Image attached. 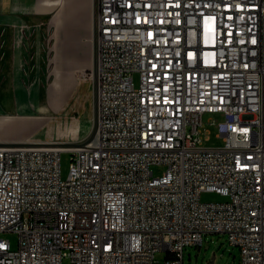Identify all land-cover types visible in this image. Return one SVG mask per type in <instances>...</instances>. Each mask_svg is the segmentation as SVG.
Here are the masks:
<instances>
[{"label": "built area", "instance_id": "obj_1", "mask_svg": "<svg viewBox=\"0 0 264 264\" xmlns=\"http://www.w3.org/2000/svg\"><path fill=\"white\" fill-rule=\"evenodd\" d=\"M92 42L94 139L0 146V264H185L211 233L264 264V0H95Z\"/></svg>", "mask_w": 264, "mask_h": 264}, {"label": "rangeland", "instance_id": "obj_2", "mask_svg": "<svg viewBox=\"0 0 264 264\" xmlns=\"http://www.w3.org/2000/svg\"><path fill=\"white\" fill-rule=\"evenodd\" d=\"M53 28L48 20H42L28 29L24 49L25 76L21 82L10 84L16 98L6 102H14L15 105L7 111H0V141H82L92 128V28L87 21L84 29L86 36L74 51H67L65 45L62 50L60 31ZM134 81L138 86L137 75ZM5 86L8 84L0 79V91ZM222 119L219 113H206L203 116L206 129L202 138L204 146H222L223 140L218 137L217 130V123ZM212 120L215 125L208 124ZM207 136L209 138L205 139ZM70 162V153L63 152L61 175L64 179L69 173ZM165 169L164 165L152 166L155 175L163 174ZM201 200L218 202L227 199L216 193L204 192ZM0 237L9 240L13 249L18 247L16 232L6 231L0 233ZM184 252L185 264H208L213 255V264H240L241 259L239 247L231 245L223 233L206 234L202 247L187 246ZM155 257L163 260L166 252L158 251Z\"/></svg>", "mask_w": 264, "mask_h": 264}, {"label": "crops", "instance_id": "obj_3", "mask_svg": "<svg viewBox=\"0 0 264 264\" xmlns=\"http://www.w3.org/2000/svg\"><path fill=\"white\" fill-rule=\"evenodd\" d=\"M94 1L0 0V79L8 84L0 91V111L15 105L6 101L16 98L10 84L21 82L25 76L24 49L32 24L48 20L54 31H60L61 48L65 45L67 51H74L86 36L87 21L93 31Z\"/></svg>", "mask_w": 264, "mask_h": 264}, {"label": "water", "instance_id": "obj_4", "mask_svg": "<svg viewBox=\"0 0 264 264\" xmlns=\"http://www.w3.org/2000/svg\"><path fill=\"white\" fill-rule=\"evenodd\" d=\"M93 124L92 128L87 136L82 141H67V142H53V143H40V142H27V141H0V146H22V145H34V146H47V147H63V148H79L84 147L87 143L91 142L97 131L98 122V76H97V63L95 56V49H93ZM215 256L213 255L208 264H213Z\"/></svg>", "mask_w": 264, "mask_h": 264}, {"label": "bare ground", "instance_id": "obj_5", "mask_svg": "<svg viewBox=\"0 0 264 264\" xmlns=\"http://www.w3.org/2000/svg\"><path fill=\"white\" fill-rule=\"evenodd\" d=\"M40 143H53V142H40Z\"/></svg>", "mask_w": 264, "mask_h": 264}]
</instances>
